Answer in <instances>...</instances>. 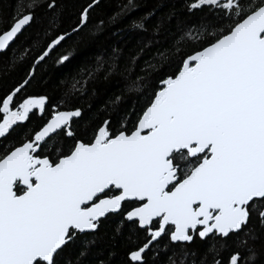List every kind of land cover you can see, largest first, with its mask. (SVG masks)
Here are the masks:
<instances>
[{
    "label": "snow or ice",
    "instance_id": "obj_1",
    "mask_svg": "<svg viewBox=\"0 0 264 264\" xmlns=\"http://www.w3.org/2000/svg\"><path fill=\"white\" fill-rule=\"evenodd\" d=\"M92 6L73 32L87 25ZM41 7L54 10L56 0H17L0 31V53ZM188 9L212 15L174 35L145 60L143 74L132 75L143 49L126 68L128 91L137 92L163 65L175 64L159 76L131 128L105 118L85 141L73 128L81 110H54L0 155V264H61L70 245L113 214L144 236L128 264H149L161 251L166 264H185L194 236L212 242L201 264H257L250 225L255 216L264 227V0H191ZM67 35L53 39L38 60ZM111 59L95 71L111 72ZM28 84L26 78L0 97V138L43 114L47 98L23 96ZM58 138L69 141L66 151Z\"/></svg>",
    "mask_w": 264,
    "mask_h": 264
},
{
    "label": "trees",
    "instance_id": "obj_2",
    "mask_svg": "<svg viewBox=\"0 0 264 264\" xmlns=\"http://www.w3.org/2000/svg\"><path fill=\"white\" fill-rule=\"evenodd\" d=\"M16 2L17 0H0V31L10 22ZM45 2L46 0H42V3ZM95 2L94 7L89 10L87 25L79 32H73L80 13ZM95 2L56 0L57 7L54 10L46 7L37 9L32 26L18 37L8 51L0 53V97L5 96L24 79H29V73L34 69L29 84L22 89L23 96L47 98L43 115H32L29 121L17 127L6 139L0 140V155L12 145L23 142L34 130H38L54 110L79 108L81 117L76 119L73 128L85 141L91 138L95 127L105 118L110 119L115 128L125 125L131 128L137 114L150 100L159 76L175 71V64L171 70L165 64L153 74L145 88L130 92V77L126 68L132 57L143 49L132 75L143 74L141 69L146 67L145 60L150 59L157 50L169 46L174 35L191 25L200 24L212 15L207 9L190 11L188 4L191 0ZM141 24L143 27L137 26ZM63 33L69 35L36 65L47 45ZM68 53H71L69 59L60 62V57ZM113 57L115 68L111 72L95 71L98 64L112 63ZM104 66L107 67V64ZM75 81L80 83L73 89ZM116 96H120L122 102L113 106L111 101ZM57 146L66 151L69 141L58 138ZM122 220L121 216L113 214L100 224L94 234L80 236L65 250L61 264H128L129 251L141 243L144 236L134 234L126 226V222L122 224ZM250 228L257 237L254 244L256 262L264 264V227L254 216ZM211 243L194 236L193 241L184 249L189 254L185 264H201ZM175 251L178 261L180 250ZM172 252L173 246L169 245L167 255ZM149 264H166L165 253L161 251L154 260L150 255Z\"/></svg>",
    "mask_w": 264,
    "mask_h": 264
},
{
    "label": "water",
    "instance_id": "obj_3",
    "mask_svg": "<svg viewBox=\"0 0 264 264\" xmlns=\"http://www.w3.org/2000/svg\"><path fill=\"white\" fill-rule=\"evenodd\" d=\"M95 4H96V2L92 4V5H93L92 8L94 7ZM90 9H91V8H90ZM90 9H89V10H90ZM57 46H58V45L54 46V47L52 48V50H53L54 48H56ZM52 50H51V51H52ZM51 51H50V52H51ZM50 52H49V54H50ZM2 53H3V52H2ZM48 56H49V55H48ZM48 56H47V57H48ZM40 62H41V61L37 60L36 65L39 64ZM36 65H35V66H36ZM32 75H33V71H32ZM32 75L29 77V80H30V78L32 77ZM74 119H78V118H74ZM24 123H25V122H24ZM2 139H4V138H0V140H2ZM96 231H97V230H96Z\"/></svg>",
    "mask_w": 264,
    "mask_h": 264
},
{
    "label": "flooded vegetation",
    "instance_id": "obj_4",
    "mask_svg": "<svg viewBox=\"0 0 264 264\" xmlns=\"http://www.w3.org/2000/svg\"><path fill=\"white\" fill-rule=\"evenodd\" d=\"M44 112H45V109H44ZM44 112H43V114H44ZM38 113V112H37ZM40 114V113H39ZM43 114H40V115H43ZM26 123V122H25ZM24 124V123H23ZM198 237V236H197Z\"/></svg>",
    "mask_w": 264,
    "mask_h": 264
}]
</instances>
